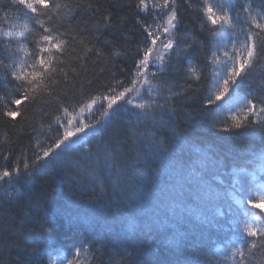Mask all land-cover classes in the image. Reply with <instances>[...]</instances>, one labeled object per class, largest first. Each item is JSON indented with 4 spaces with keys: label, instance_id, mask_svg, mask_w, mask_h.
<instances>
[{
    "label": "snow or ice",
    "instance_id": "1",
    "mask_svg": "<svg viewBox=\"0 0 264 264\" xmlns=\"http://www.w3.org/2000/svg\"><path fill=\"white\" fill-rule=\"evenodd\" d=\"M11 2L26 9L25 15L32 14L29 16L34 25L29 29L32 50L28 51L23 44L13 48L11 42L0 46L3 49L0 79L14 85L7 93L13 98L5 102L6 96L0 95V120L15 127L20 122L17 117L26 120L24 113L40 104L50 105V97L55 99L56 111H62L64 119L60 115L54 117L56 127L48 124L49 130L55 133L51 143L37 139L30 156L23 150L17 156L12 148L0 147L3 161L0 185L15 189L0 196V232L14 237L11 243H5L6 249L15 248L23 256L34 258L30 264H42L41 255L52 247L49 233L57 235L56 225L48 228L39 223L38 229L28 225L38 223L36 214L50 203V196L42 191L34 197V189L21 193L16 186L24 181L32 184L49 171L67 169L98 181L102 195L111 189L109 204L115 210L111 213L113 219L104 222L106 231L114 232L124 226V220L128 219L121 215V208L126 206L125 193L134 192L142 201L156 200L171 223L165 225L159 218L137 223L138 218H132L124 226L126 234L167 233L175 226L174 238L169 244L183 252L189 237L186 231L179 230L181 222L195 216L203 236L223 227L220 220L236 218L239 236L235 239L236 246L231 248L230 258L232 264H249L252 250L264 247V223L261 222L264 220L261 215L264 214V95L241 98L238 90L251 69L264 62V0L259 7H253L254 0H243V3L239 0H111L107 8L93 0H77L75 12L73 5L60 0ZM122 12L126 14L121 15ZM185 12L195 15L200 25L198 32L185 29ZM81 13L88 18L76 23ZM85 32L93 33L96 40L105 37V33L118 35L124 41L119 47H124L125 52H114L117 42L105 37L107 56L130 55L132 70L117 68L128 79L129 86L119 79L116 81L121 88L118 92L111 84L103 85L104 92L80 101L76 112L70 111L71 96L64 92L63 98L53 97L54 89L50 90V85H58L60 74L66 75L65 62L58 60V56L74 50V43L84 46L85 56L107 58L103 48L96 47L95 43L91 47L85 44L81 38ZM209 66L212 67L210 88L200 83L207 78L200 72ZM153 80H159L160 84L154 85ZM85 83L89 87L93 85L92 80ZM260 87L264 89V82ZM163 89L170 96L165 103H159L156 97ZM172 97L180 103L196 100L195 115L186 113L191 130L202 123H210L215 129L211 118H219L217 110L224 107L226 98L240 104L235 111L232 106L227 109L232 113L231 118L225 117L223 126L217 129L230 134L234 144L222 152L213 145H201L190 138V133L178 132L175 126H170L176 117V110L169 103ZM121 101L130 106L123 109L128 113L127 120L120 116ZM98 102L104 119L84 122V114L91 113ZM48 115L41 111L42 117ZM89 134L95 139L84 140ZM76 149L79 157L70 159L69 154ZM72 187L70 184V190ZM225 193L235 201V206L220 203ZM72 206L78 209L80 202L72 201ZM56 215H63L69 225L98 223L96 209H91L90 214L73 215L61 207ZM115 243L113 238L95 248L94 242L77 239L71 258L63 256L60 264H85L87 257L95 260L97 251ZM48 264L55 261L49 258ZM168 264L199 262L185 260Z\"/></svg>",
    "mask_w": 264,
    "mask_h": 264
},
{
    "label": "trees",
    "instance_id": "2",
    "mask_svg": "<svg viewBox=\"0 0 264 264\" xmlns=\"http://www.w3.org/2000/svg\"><path fill=\"white\" fill-rule=\"evenodd\" d=\"M62 3H69L73 5V12L76 11L74 4L77 0H60ZM85 2V0H80ZM102 4L105 8L109 6L111 0H93ZM243 3V0H239ZM261 0H254L253 7H259ZM67 13V10H63ZM26 9H22L19 6H14L11 0H0V46L4 43L11 42L10 46L13 48L23 44L26 45L28 51L32 50V39L29 29H32L30 15H25ZM126 13L122 12L121 15ZM143 15V14H142ZM185 29L188 32H198L200 25L195 15L191 12L183 13ZM88 18L85 13H81L76 23L79 20ZM149 23H151V17H148ZM67 24L68 21L66 20ZM27 25V27H25ZM74 26V25H73ZM63 31V29H61ZM99 35V34H96ZM107 39H112L117 42L118 48L113 51L125 52L124 47L119 45L124 44V41L119 39V36L113 37L108 33H105ZM96 40L95 36L91 32H85L81 38L85 40V44L89 47L93 43L96 47L103 48L107 58H97L92 54L84 55V46L79 43H74L72 48L63 56H58V60L65 62V74H60L58 77V85H50V90L54 89L53 97L59 95L63 98L64 92H67L71 96L72 108L76 112L79 110V102L86 100L91 95H97L104 92L103 85L111 84L116 88L117 92L121 90L117 85V79L123 80L125 86L128 85V79H126L123 73L117 71L118 67H127L132 70L131 56L125 55H111L107 56L108 48L104 47L103 39ZM203 38V37H201ZM135 46L134 40L132 47ZM0 52H3L0 47ZM23 55V53H21ZM79 57V59H78ZM0 58H3L0 55ZM220 59L223 61V56L220 54ZM9 63L8 60L4 61ZM221 65H218L220 67ZM199 67V66H198ZM76 71L73 72L72 69ZM202 77H207L201 80V84L208 86L212 85V67L204 68L200 72ZM223 74V73H221ZM86 80H92L93 85L87 86ZM154 85H159V80L152 81ZM261 82H264V62L256 64L248 76L247 80L241 88L238 90L241 98L247 97L252 99L254 96L259 97L264 95V89L260 87ZM183 83V81H180ZM13 84H5L0 79V95H5L6 100L13 97L8 96L7 93L11 92ZM193 87H196L194 84ZM82 89V91H81ZM179 90V89H177ZM170 96L167 89L160 91L156 97L159 103H165V99ZM145 98L147 95L145 94ZM50 105L40 104L33 108H30L23 115L26 116V120L21 121V117H17L16 120L20 121L15 127L8 124L4 120H0V147L12 148L14 154L19 156V153L23 150L25 155L30 156V149L35 147L36 140L39 139L41 143H51V138L55 136L53 131H50L48 124L51 123L53 127H56L54 123V117L60 115L62 120L64 119L62 111H56L55 99L50 97ZM242 102V101H241ZM172 107L176 110V117L172 121V125L175 126L178 132L190 133V138L194 139L201 145H213L220 149L222 152L234 144V140L231 139L230 134L223 133L217 129L223 126L225 117L230 120L231 112L227 109L232 106L233 111L239 109L240 104H234L233 101L227 100L224 103V107L218 109L219 118H211L212 122L216 124V128L211 127L210 123H202L198 128L191 130L188 129L187 121L188 116L186 113H193L198 108L196 100H186L180 103L177 98L172 97L169 101ZM12 107V105H9ZM67 106V105H66ZM120 116L127 120L129 118L128 113L124 112V107H130L124 105L123 101L119 102ZM24 106L21 105V108ZM0 111H2V105H0ZM41 111L49 113L48 116H41ZM167 118V117H166ZM103 110L100 107V103L94 107L91 113L86 112L83 116V120L86 123H95L96 120H103ZM43 125V127H42ZM35 128L38 131L33 132ZM253 131V129H249ZM84 140H94L90 134L83 137ZM79 157V149L69 154L70 159H76ZM0 166H3V161L0 160ZM75 177V179H73ZM72 185L70 190L69 185ZM107 187V185H106ZM17 189L23 193L26 189H34V197H38L42 194V191H46L50 196V203L45 206L44 209L39 210L36 214L37 224L28 225L29 228L38 229L39 223H44L48 228H51L53 224L56 225L57 235L52 236L51 232L50 243L52 247L46 248L40 257L42 264H48L49 258L52 261H59L63 256H70L71 246H73L75 240H88L94 242L95 248H100L102 244L107 240L116 238L115 245H109L107 248H103L101 251L95 253L96 259L87 257L85 264L91 261V264H153V262H161V264H168L173 261H192L199 262V264H232L231 260V248L235 247V242L229 240V230L236 226L237 219L232 218L229 220H220L223 227L213 229L210 232H206L203 236L200 233L199 220L195 216L190 217L188 220L181 222L179 226L180 231H186L189 237L187 246L183 252H178L175 248L169 244V240L174 238L175 226L173 230L165 233L164 231H158L154 234L148 235L143 232L136 233L134 235L126 234V228L128 219L138 218L137 223H143L146 219L159 218L161 223L169 225L171 222L164 216L163 209L156 200L146 202L140 200L134 192H126L124 198V204L126 206L121 208V215L127 217L123 222L124 226L117 227L114 232H108L104 228L105 220L111 221L113 219L111 213L115 210L110 206L109 201L111 199V189H107V194L102 195L99 189V182H94L90 177L85 175H78L75 170H57L49 171L43 176L33 180L32 184H28L24 181L22 185H17ZM95 189V190H94ZM6 191H15V189L0 185V196ZM21 199V197H17ZM72 201H79L80 207L73 208ZM221 204L232 203L235 206V201L225 193L224 199ZM65 208L68 213L73 215H85L90 214L91 209H96L98 213V223L93 226L89 223H80L69 225L63 215L57 216V210L59 208ZM34 211V210H30ZM258 211V210H257ZM264 216V214H261ZM264 223V220L261 221ZM74 230L76 233L74 234ZM74 234V235H73ZM14 237L11 234H5L0 232V264H30L34 258L23 256L15 248L5 247V243H11ZM122 241V242H121ZM220 244L224 249L229 250V254L224 256L223 253L218 255L215 251V246ZM130 245V246H129ZM27 246V245H24ZM128 246V247H126ZM131 246L134 248L132 249ZM87 247V245H86ZM132 250V251H131ZM92 251V249H89ZM132 253L134 256L132 257ZM121 255L118 257L117 255ZM203 256H207L209 259H203ZM249 264H264V247H257L252 250V255L249 257Z\"/></svg>",
    "mask_w": 264,
    "mask_h": 264
},
{
    "label": "bare ground",
    "instance_id": "3",
    "mask_svg": "<svg viewBox=\"0 0 264 264\" xmlns=\"http://www.w3.org/2000/svg\"><path fill=\"white\" fill-rule=\"evenodd\" d=\"M75 233H76V231L74 230V234H75ZM74 234H73V235H74ZM129 246H130V245H129ZM126 247H128V246H126ZM72 248H73V246H71V250H72ZM131 248L134 249L132 246H131ZM131 251H132V250H131ZM70 256H71V251H70ZM117 256H118V257H121V255H119V254H118ZM133 256H134V254L132 253V257H133ZM121 258H122V257H121ZM203 259H209V258H208L207 256H203Z\"/></svg>",
    "mask_w": 264,
    "mask_h": 264
}]
</instances>
